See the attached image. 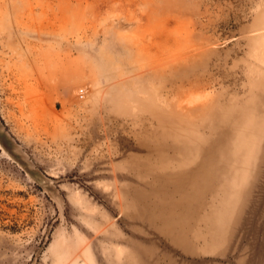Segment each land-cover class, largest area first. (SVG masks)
<instances>
[{
	"label": "rangeland",
	"instance_id": "1",
	"mask_svg": "<svg viewBox=\"0 0 264 264\" xmlns=\"http://www.w3.org/2000/svg\"><path fill=\"white\" fill-rule=\"evenodd\" d=\"M0 264H264V0H0Z\"/></svg>",
	"mask_w": 264,
	"mask_h": 264
}]
</instances>
